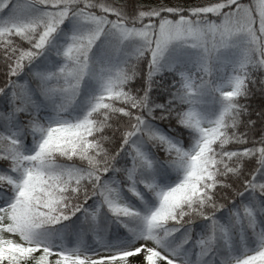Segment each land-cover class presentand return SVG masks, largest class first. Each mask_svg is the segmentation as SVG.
Listing matches in <instances>:
<instances>
[{
	"label": "snow or ice",
	"instance_id": "6c2138e0",
	"mask_svg": "<svg viewBox=\"0 0 264 264\" xmlns=\"http://www.w3.org/2000/svg\"><path fill=\"white\" fill-rule=\"evenodd\" d=\"M0 264H264V0H0Z\"/></svg>",
	"mask_w": 264,
	"mask_h": 264
}]
</instances>
